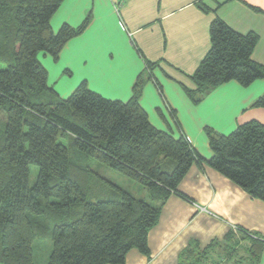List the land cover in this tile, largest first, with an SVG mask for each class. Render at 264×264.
Returning a JSON list of instances; mask_svg holds the SVG:
<instances>
[{
	"label": "trees",
	"instance_id": "trees-1",
	"mask_svg": "<svg viewBox=\"0 0 264 264\" xmlns=\"http://www.w3.org/2000/svg\"><path fill=\"white\" fill-rule=\"evenodd\" d=\"M63 1L0 0V264H34V242L48 239L46 264H125L132 249L148 256L147 233L172 193L186 198L178 185L194 163L264 203V125L251 121L228 135L205 128L212 154L205 160L182 133L174 138L153 127L139 106L154 65L146 64L125 103L103 98L86 82L67 99L58 97L38 55L56 63L91 20L89 14L78 27L63 24L54 33L50 21ZM209 37V51L191 77L196 87L186 91L194 105L225 83L247 88L264 80V65L251 59L255 33L239 34L216 18ZM253 106L264 107V96ZM67 137L81 159L59 142ZM89 158L139 184L148 199L108 183L115 193L111 198L88 201L96 176L83 164ZM32 165L39 172L30 187ZM75 207L81 212L67 222ZM250 242V260L258 262L264 243ZM199 254L192 241L178 264H199Z\"/></svg>",
	"mask_w": 264,
	"mask_h": 264
},
{
	"label": "crops",
	"instance_id": "crops-1",
	"mask_svg": "<svg viewBox=\"0 0 264 264\" xmlns=\"http://www.w3.org/2000/svg\"><path fill=\"white\" fill-rule=\"evenodd\" d=\"M89 14L86 30L63 47L56 63L50 58L47 64L61 72L56 81L67 83L64 74L76 71V82L83 79L90 91L125 103L146 64L154 65L139 106L153 127L174 138L182 133L205 160L212 156L205 128L228 135L251 121L264 125V107L253 106L264 96V80L247 88L225 83L196 105L186 95L196 87L191 77L209 51L216 18L239 34L255 33L251 59L264 65V0H64L50 26L54 32L63 24L76 28ZM178 191L186 198L172 193L147 233L149 255L132 249L125 264H178L192 241L199 264H233L228 258L239 259L237 248L242 257L234 264H264V248L258 262L248 254L250 240L264 243L263 202L196 163ZM217 245L227 246V260L224 254L216 258Z\"/></svg>",
	"mask_w": 264,
	"mask_h": 264
},
{
	"label": "rangeland",
	"instance_id": "rangeland-1",
	"mask_svg": "<svg viewBox=\"0 0 264 264\" xmlns=\"http://www.w3.org/2000/svg\"><path fill=\"white\" fill-rule=\"evenodd\" d=\"M74 28V27H73ZM52 29V27H51ZM58 29L55 30L54 33L57 32ZM38 60L41 63V65L46 66L45 70L48 72V76H47V83L49 85L50 88L53 89V91L58 95V97L60 99H67L72 92L82 83L85 82L83 79L76 82L77 80H79V74L75 71L72 73V75H70V73H63L65 75V81L67 83H63L62 81H56L57 77L59 76V74L61 72H59V69L57 71H54L53 69H51L49 67V65H47L49 63V61H51L49 56H43V54H39L38 55ZM52 63V62H51ZM52 66V64H51ZM87 84V83H86ZM88 87V86H87ZM89 90H91L88 87ZM98 93V92H96ZM4 131V121L0 119V132ZM216 132V131H215ZM218 133V132H217ZM220 134V133H219ZM71 141L68 137L61 139L59 142L61 144H63L64 146H66L67 148H69V151L71 152L72 156H76L78 159H81L80 153L75 149L72 148L70 146ZM210 150V149H209ZM83 164H85L86 166H88L94 173L96 176L92 177L91 180V186L87 195V200L88 201H93L100 198H111L112 194L114 195V191L113 189L108 185V183L113 184L114 186L118 187L119 189L123 190L124 192H127L128 194H130L132 197H134L135 199H148L147 195L145 194V192L143 191L142 187L125 178L124 176L116 173L115 171L99 164L98 162L92 160V159H83ZM38 172L39 169L38 167L32 165L29 166V186H33L34 183L36 182L37 176H38ZM51 202H54L53 200H51ZM72 217H67L66 221L70 222L72 220H75L78 216L75 215V213H79L81 212V209L79 207H75L72 210ZM33 221H36L37 219H39L38 217H34L31 218ZM65 221V222H66ZM225 246V247H224ZM227 248L226 245L219 246L217 245V247L215 248L217 255L216 258H218V260H220L221 255L224 254L225 256V260H227L226 258V253L228 252L229 249H225ZM52 250V242L51 240H45V241H35L33 244V263L34 264H46L48 262V258L49 255L51 253ZM235 251V249H234ZM233 251V252H234ZM232 252V253H233ZM240 249H236V253L237 256L234 257L235 258H241V253H240ZM233 253V254H234ZM239 253H240V257H239ZM237 259V260H239ZM229 260L234 264V262H237V260H231V258H228V262ZM224 261V260H223ZM222 261V262H223ZM238 263V262H237Z\"/></svg>",
	"mask_w": 264,
	"mask_h": 264
}]
</instances>
